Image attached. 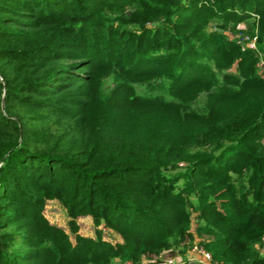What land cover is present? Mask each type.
<instances>
[{"label": "trees", "instance_id": "1", "mask_svg": "<svg viewBox=\"0 0 264 264\" xmlns=\"http://www.w3.org/2000/svg\"><path fill=\"white\" fill-rule=\"evenodd\" d=\"M257 53L264 0H0V264H264Z\"/></svg>", "mask_w": 264, "mask_h": 264}, {"label": "rangeland", "instance_id": "2", "mask_svg": "<svg viewBox=\"0 0 264 264\" xmlns=\"http://www.w3.org/2000/svg\"><path fill=\"white\" fill-rule=\"evenodd\" d=\"M184 1L187 2V0H184ZM211 1H213V0H211ZM252 23H253V21L251 19L244 20V21H242L240 23H233L232 26L234 25V27L236 28V31H237L236 34H231L230 31L225 30V29L223 30V29H220V28H216V30L221 31V32L223 31L231 40H239L242 44L246 45L247 43L245 41H243V38L246 37L249 34V32H251V30L253 31L252 35L257 36L256 22L254 23L255 24L254 26H253ZM214 25H215V23L214 24L213 23L210 24L209 25L210 29ZM241 33H243V34H241ZM257 42H258V40H256L255 49H253L255 52H257V50H258V43ZM256 56L258 58V62H257V68H258V67H260L261 63L264 61V57H263V55H261L259 53H257ZM234 70L235 69L233 68L232 71H234ZM138 89L141 90V88H139V87H138ZM44 214L46 215V217L49 219L50 222L58 224L59 226L64 228L69 233L68 225H67V221H68L67 216L63 212V210H61L58 206L49 203L47 205V207L45 208ZM77 223L79 225V233L81 235H83V236H92V237L95 236V234H94L95 226H94V224H93V222H92V220L90 218H81V219L78 220ZM193 226H194V223L192 222V227ZM71 238H73L72 235H71ZM196 241L197 240H195V242ZM191 249H188L183 254L177 255V258H179L180 260L186 261V262L190 261V260H193L194 254L191 253ZM115 262L117 264H132L130 262H123V263H120L119 261H115ZM153 262H155L156 264H164L162 258H157V259L153 260ZM140 264H147V260L143 259ZM189 264H192V262L189 263Z\"/></svg>", "mask_w": 264, "mask_h": 264}, {"label": "built area", "instance_id": "3", "mask_svg": "<svg viewBox=\"0 0 264 264\" xmlns=\"http://www.w3.org/2000/svg\"><path fill=\"white\" fill-rule=\"evenodd\" d=\"M256 40H257V36L254 37L246 36L243 38V41L247 43L246 46L252 50L255 49ZM263 64L264 63L262 62L259 68H261ZM262 240L264 241V236L262 237ZM191 253L194 254V258L193 260L187 262L180 260L177 257L164 259L163 262L164 264H189L191 262L192 264H213L211 259V254L208 251H206L203 247L194 245L191 249Z\"/></svg>", "mask_w": 264, "mask_h": 264}, {"label": "crops", "instance_id": "4", "mask_svg": "<svg viewBox=\"0 0 264 264\" xmlns=\"http://www.w3.org/2000/svg\"><path fill=\"white\" fill-rule=\"evenodd\" d=\"M262 255H264V248L262 249Z\"/></svg>", "mask_w": 264, "mask_h": 264}]
</instances>
